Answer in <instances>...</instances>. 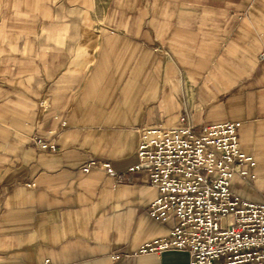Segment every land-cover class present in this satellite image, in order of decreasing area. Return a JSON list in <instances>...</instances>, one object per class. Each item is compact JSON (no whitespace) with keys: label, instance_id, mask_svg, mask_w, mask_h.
Returning a JSON list of instances; mask_svg holds the SVG:
<instances>
[{"label":"crops","instance_id":"1","mask_svg":"<svg viewBox=\"0 0 264 264\" xmlns=\"http://www.w3.org/2000/svg\"><path fill=\"white\" fill-rule=\"evenodd\" d=\"M262 53L264 0H0V264H188L139 252L175 220L128 171L139 131L239 121L257 164L230 188L263 202Z\"/></svg>","mask_w":264,"mask_h":264},{"label":"built area","instance_id":"2","mask_svg":"<svg viewBox=\"0 0 264 264\" xmlns=\"http://www.w3.org/2000/svg\"><path fill=\"white\" fill-rule=\"evenodd\" d=\"M239 127V121H231L199 129L187 124L140 129L137 162L128 171H146L157 189L149 216L159 222L175 219L166 237L148 241L140 253L176 249L188 252V264H264V201L242 198L230 188L235 175L254 178L257 164L239 147ZM30 140L41 149L57 148L37 136ZM92 167L120 177L108 161L92 159L82 170Z\"/></svg>","mask_w":264,"mask_h":264}]
</instances>
